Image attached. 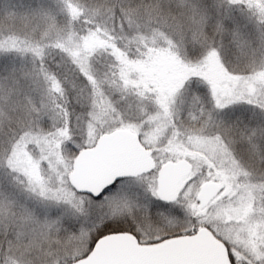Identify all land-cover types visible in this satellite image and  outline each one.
I'll use <instances>...</instances> for the list:
<instances>
[{"label":"snow or ice","instance_id":"obj_1","mask_svg":"<svg viewBox=\"0 0 264 264\" xmlns=\"http://www.w3.org/2000/svg\"><path fill=\"white\" fill-rule=\"evenodd\" d=\"M0 264H264V0H0Z\"/></svg>","mask_w":264,"mask_h":264}]
</instances>
